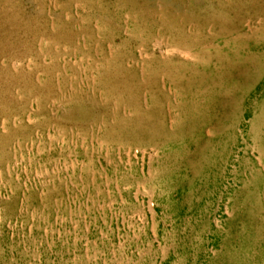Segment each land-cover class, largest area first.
Masks as SVG:
<instances>
[{"label":"rangeland","instance_id":"1","mask_svg":"<svg viewBox=\"0 0 264 264\" xmlns=\"http://www.w3.org/2000/svg\"><path fill=\"white\" fill-rule=\"evenodd\" d=\"M0 264H264V0H0Z\"/></svg>","mask_w":264,"mask_h":264}]
</instances>
